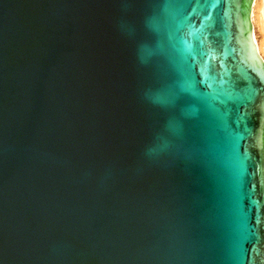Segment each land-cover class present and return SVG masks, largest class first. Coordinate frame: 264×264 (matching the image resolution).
<instances>
[{"label": "water", "instance_id": "95a60500", "mask_svg": "<svg viewBox=\"0 0 264 264\" xmlns=\"http://www.w3.org/2000/svg\"><path fill=\"white\" fill-rule=\"evenodd\" d=\"M252 3L0 0V264H264Z\"/></svg>", "mask_w": 264, "mask_h": 264}, {"label": "bare ground", "instance_id": "6f19581e", "mask_svg": "<svg viewBox=\"0 0 264 264\" xmlns=\"http://www.w3.org/2000/svg\"><path fill=\"white\" fill-rule=\"evenodd\" d=\"M251 21H252V26H253V39L256 44L258 53L264 60V0H253L252 3V10H251ZM258 26L259 30L262 33V40L261 38L257 37L259 34L256 31V27ZM256 32L258 34H256Z\"/></svg>", "mask_w": 264, "mask_h": 264}, {"label": "rangeland", "instance_id": "374dc122", "mask_svg": "<svg viewBox=\"0 0 264 264\" xmlns=\"http://www.w3.org/2000/svg\"><path fill=\"white\" fill-rule=\"evenodd\" d=\"M256 31L259 33V34H258V33L256 32V34H258V35H257L258 39H259V37H260L261 40H262V36H261L262 33H260L261 31L259 30L258 26L256 27ZM259 40H260V39H259Z\"/></svg>", "mask_w": 264, "mask_h": 264}, {"label": "snow or ice", "instance_id": "6c2138e0", "mask_svg": "<svg viewBox=\"0 0 264 264\" xmlns=\"http://www.w3.org/2000/svg\"><path fill=\"white\" fill-rule=\"evenodd\" d=\"M229 23L231 24L232 23V20H231V17H227ZM248 71H251V69H248ZM253 248H255V245H253ZM250 264H251V261H250Z\"/></svg>", "mask_w": 264, "mask_h": 264}]
</instances>
